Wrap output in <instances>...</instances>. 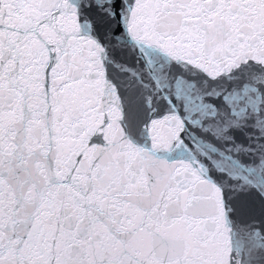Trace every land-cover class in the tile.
Returning <instances> with one entry per match:
<instances>
[{"label":"snow or ice","instance_id":"6c2138e0","mask_svg":"<svg viewBox=\"0 0 264 264\" xmlns=\"http://www.w3.org/2000/svg\"><path fill=\"white\" fill-rule=\"evenodd\" d=\"M0 264H264V0H0Z\"/></svg>","mask_w":264,"mask_h":264}]
</instances>
